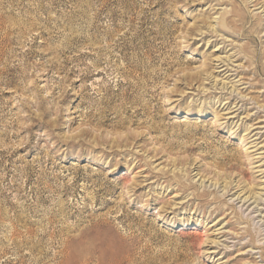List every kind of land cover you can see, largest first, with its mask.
I'll return each mask as SVG.
<instances>
[{
  "label": "rangeland",
  "instance_id": "1",
  "mask_svg": "<svg viewBox=\"0 0 264 264\" xmlns=\"http://www.w3.org/2000/svg\"><path fill=\"white\" fill-rule=\"evenodd\" d=\"M262 9L0 0V264H264Z\"/></svg>",
  "mask_w": 264,
  "mask_h": 264
},
{
  "label": "bare ground",
  "instance_id": "2",
  "mask_svg": "<svg viewBox=\"0 0 264 264\" xmlns=\"http://www.w3.org/2000/svg\"><path fill=\"white\" fill-rule=\"evenodd\" d=\"M250 1L252 2L253 0H250ZM254 1H256V0H254ZM255 5H256V4H255ZM262 7H263V6L261 5L260 7H258V9H259V8H262ZM263 10H264V9H262V11H263ZM223 15H224V14H223ZM226 20H227V18H226ZM229 21H232V20L230 19ZM232 22H233V21H232ZM233 23H234V22H233ZM230 24H231V22H230ZM215 27H216V26H215ZM213 28H214V27H213ZM213 30H215V29H213ZM218 57H219V56H218ZM218 57H217V58H218ZM217 58H216V59H217ZM220 58H221V56H220ZM221 59H222V58H221ZM221 59H220V60L217 59V60H219L220 63H223V64H222V66H223V65H225V63H224V61L221 60ZM227 60H228V59H226V61H227ZM212 61H213V60H212ZM214 61H215V60H214ZM227 62H228V61H227ZM217 64H218V63H217ZM217 64H216V65H217ZM231 64H232V63H231ZM226 65H227V64H226ZM216 67H217V66H215L214 68H216ZM223 69H224V68L222 67V68L220 69V71H222ZM212 71H213V70H212ZM206 74H207V73H206ZM197 76H198V75H197ZM206 76H207L206 79H208V78H209V77H208L209 75H206ZM215 76H216V75H215ZM200 77H201V76H200ZM204 81H205V80H204ZM213 81H214V80H213ZM213 84H214V83H213ZM226 84H227V83H226ZM211 85H212V84H211ZM224 86H225V85H224V83H223V87H222V89H224ZM222 89H221V90H222ZM229 109H230V108H229ZM233 113H234V112H233ZM227 117H228V116H227ZM229 191H231V190H227V189H226L225 193H228ZM241 192H242V191H241ZM241 192H239V193L237 194L236 199L241 200V198L243 197V194L240 195ZM250 199H252V195L249 196V198H248V196L244 197L241 201H243L244 203H246V202H248ZM254 202L256 203L257 201L255 200Z\"/></svg>",
  "mask_w": 264,
  "mask_h": 264
}]
</instances>
